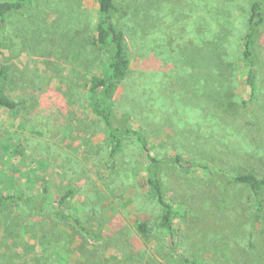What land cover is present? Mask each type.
Instances as JSON below:
<instances>
[{
  "label": "rangeland",
  "instance_id": "rangeland-1",
  "mask_svg": "<svg viewBox=\"0 0 264 264\" xmlns=\"http://www.w3.org/2000/svg\"><path fill=\"white\" fill-rule=\"evenodd\" d=\"M118 1L130 7L119 20L130 73L113 98L116 112L133 114L131 125L157 154L190 153L221 171L264 176V29L252 96L242 53L249 0ZM98 10L97 0H33L3 30L5 93L22 104L0 106V192L41 197L47 183L50 202L75 183L64 211L95 235L57 217L49 202L43 211L13 205L0 213V264H192L182 256L264 264V218L253 225L246 192L222 201L213 185L209 215L171 200L177 255L143 185L145 153L129 140L108 159L104 125L89 104V79L109 63L94 41ZM139 216L150 223L148 236L136 227Z\"/></svg>",
  "mask_w": 264,
  "mask_h": 264
},
{
  "label": "trees",
  "instance_id": "trees-1",
  "mask_svg": "<svg viewBox=\"0 0 264 264\" xmlns=\"http://www.w3.org/2000/svg\"><path fill=\"white\" fill-rule=\"evenodd\" d=\"M33 0H0V106L17 109L22 101L6 94L9 78V67L4 61L2 33L9 22L10 16H22L27 12ZM98 15L95 26V43L105 51L109 58L108 70L102 75H93L89 82V104L93 113L101 120L105 128L106 148L108 159L116 158L129 140L135 141L146 155L143 164V185L147 193L160 207L157 226L169 233L171 238L170 250L177 255L179 244L177 239V211L171 201L175 198L185 199L189 203L188 211H203L204 215L214 210V199L211 188H220L221 200L230 198L237 191L247 193L252 205V223L257 226L264 218V176L255 171L231 173L221 171L210 165L204 159L190 153L169 151L157 154L151 146L148 136L130 123L128 114L117 113L113 98L118 88L130 73V58L126 48V35L119 20L128 16L130 7L118 0H97ZM264 29V0H249V16L246 31L242 39V53L249 64L247 81L251 95L255 94L256 73L254 67L258 64L257 43ZM195 142V139H190ZM198 142V141H197ZM42 195L37 197L25 193L23 189L0 192V213L10 209L13 205L23 204L38 211L45 210L49 202V184L41 187ZM78 187L69 184L57 198L49 202L52 212L62 219L74 220L75 225L88 235L94 236L83 224L78 216L68 217V209ZM206 211H210L207 213ZM187 212L185 219H188ZM142 216V215H141ZM136 221V227L143 236L150 234V223L145 219ZM147 216V215H146ZM195 217L190 216V221ZM183 260L198 264L199 260L183 257ZM11 264H29L16 260Z\"/></svg>",
  "mask_w": 264,
  "mask_h": 264
}]
</instances>
